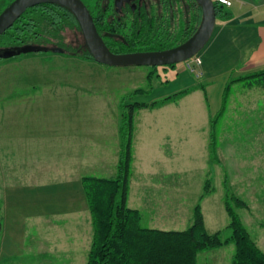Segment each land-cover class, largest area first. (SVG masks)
Instances as JSON below:
<instances>
[{
    "label": "rangeland",
    "instance_id": "rangeland-1",
    "mask_svg": "<svg viewBox=\"0 0 264 264\" xmlns=\"http://www.w3.org/2000/svg\"><path fill=\"white\" fill-rule=\"evenodd\" d=\"M42 54L0 61V264H86L93 223L82 177L115 175L123 98L143 88L126 102H151L168 87L166 79L177 76L161 69V77L149 81L147 66L63 54L44 60ZM175 69L186 70L187 62ZM243 84L233 86L228 108L217 117L216 161L209 142L219 111L211 112L202 90L136 112L129 206L142 204L144 184L166 191L143 207L144 226L187 229L200 203L207 230L227 238L232 231L225 198L233 194L247 203L234 202V209L264 250V88L243 96ZM168 136L180 142L173 159L163 157L173 146ZM207 180L212 190L204 194ZM181 185L175 201L169 188ZM174 205L180 219L162 218ZM234 252V243L209 249L199 253L198 263L232 264Z\"/></svg>",
    "mask_w": 264,
    "mask_h": 264
},
{
    "label": "trees",
    "instance_id": "trees-1",
    "mask_svg": "<svg viewBox=\"0 0 264 264\" xmlns=\"http://www.w3.org/2000/svg\"><path fill=\"white\" fill-rule=\"evenodd\" d=\"M215 4L217 21L227 20L230 17L228 10L230 6L216 1ZM80 57L94 60L89 51ZM155 76V70L147 75L149 81H152ZM253 78L255 79L252 80ZM242 79L249 80L251 85L264 86V70L232 79L226 85L222 107L216 117H212L211 120L209 152L214 161L217 159V117L222 116L227 109L232 84ZM166 82H169V79H166ZM198 86L204 88L203 85H196L151 103L126 102L133 95L145 92L143 88H139L121 101L120 149L116 174L112 177L84 176L82 178L93 223V239L86 264H199L200 252L220 248L229 243L235 245L232 264H264V250L251 237L233 205L235 202L239 207H246L247 203L233 194H227L225 198V206L230 218L228 227L232 231L227 238L223 237L220 230L216 232L207 230L200 203L194 208L191 225L184 230L145 227L142 224L140 210L129 206L135 159L133 145L136 112L143 108L176 101L194 91ZM211 190L210 180H207L204 194H209ZM203 197L204 195L201 199Z\"/></svg>",
    "mask_w": 264,
    "mask_h": 264
},
{
    "label": "flooded vegetation",
    "instance_id": "flooded-vegetation-1",
    "mask_svg": "<svg viewBox=\"0 0 264 264\" xmlns=\"http://www.w3.org/2000/svg\"><path fill=\"white\" fill-rule=\"evenodd\" d=\"M14 1L0 0V14ZM80 1L87 8L105 44L116 54L176 47L197 31L202 20V10L195 0ZM28 46L46 50L0 56V61L23 60L34 53H44V60L49 59L47 54H63L70 59L89 51L77 14L71 5L58 1H43L27 8L12 26L0 34V54L4 50ZM177 64L147 67L155 70L157 76L162 70L166 73L175 70Z\"/></svg>",
    "mask_w": 264,
    "mask_h": 264
},
{
    "label": "crops",
    "instance_id": "crops-1",
    "mask_svg": "<svg viewBox=\"0 0 264 264\" xmlns=\"http://www.w3.org/2000/svg\"><path fill=\"white\" fill-rule=\"evenodd\" d=\"M232 2V5L228 9L230 17L227 20L217 21L213 35L211 36L209 42L206 44L203 50L200 52V55L203 58L202 75L195 77L187 69L181 71L175 69L173 73L175 72L177 77L169 78V82L166 83L169 84L168 87L162 86L158 90V94L153 97V101L161 100L167 96H171L179 91L194 87L196 85H203L205 89L201 86H198V88L190 93L197 94L198 92H200V90H202L204 93V98L208 102V105L211 107V112L214 114L221 109L225 87L232 79L241 78L264 70V0H232ZM170 72L164 73L165 76H168ZM254 79L255 78H253L252 80ZM239 82L246 83L243 84V96L246 95L247 92L252 91L251 89H253L254 87L264 88L263 85H251L249 80L242 79L235 81L232 84L231 93L233 86H236ZM189 94L182 97L184 98ZM182 97L179 99H182ZM155 98L160 99L155 100ZM173 102L175 101L168 103ZM165 104L167 105V103ZM165 104H162L160 106H165ZM251 108L254 109V107ZM263 133L264 126H262L261 136L263 135ZM168 140L169 144L173 146L167 149V154L163 155V157L173 159L174 157H177V147L180 142H178L177 137L168 136L167 141ZM73 141L74 135L72 134L69 140L70 147L67 158L70 165H72ZM182 190V185L179 187L175 186L174 188H169V193H173V191H175L176 194L174 199L175 201H178V192L179 194H181L183 193ZM161 191H165V188H157L149 184H144L142 188L139 189V200L142 201V204L138 207L133 208L140 210L142 214V222L143 218H145L142 212L144 209L143 207L150 204V202L153 200L152 195L161 193ZM150 195L152 196V198L150 197ZM171 211V215L162 216L155 214L153 217L160 218L162 216V218L165 219L172 218L175 221L179 220L180 218H178L179 216L177 205H174V207L171 208Z\"/></svg>",
    "mask_w": 264,
    "mask_h": 264
},
{
    "label": "water",
    "instance_id": "water-1",
    "mask_svg": "<svg viewBox=\"0 0 264 264\" xmlns=\"http://www.w3.org/2000/svg\"><path fill=\"white\" fill-rule=\"evenodd\" d=\"M43 1H58L71 5L84 30L92 57L97 62L110 66H160L187 61L203 50L213 35L217 24L215 1L195 0L202 9V20L197 31L185 42L162 51L116 54L105 44L96 29L91 15L80 0H15L0 14V34L12 26L27 8ZM41 50L46 49L28 46L21 49L4 50L0 56L10 57L22 52Z\"/></svg>",
    "mask_w": 264,
    "mask_h": 264
},
{
    "label": "built area",
    "instance_id": "built-area-1",
    "mask_svg": "<svg viewBox=\"0 0 264 264\" xmlns=\"http://www.w3.org/2000/svg\"><path fill=\"white\" fill-rule=\"evenodd\" d=\"M220 4H224L227 6L232 5V0H214ZM187 69L192 73H196L197 76L202 75V65H203V58L200 54L194 55L192 58L188 59L187 61Z\"/></svg>",
    "mask_w": 264,
    "mask_h": 264
}]
</instances>
